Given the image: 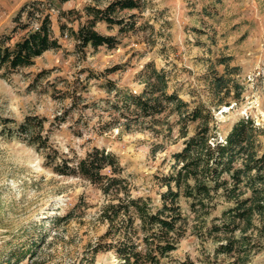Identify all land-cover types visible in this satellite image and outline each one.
<instances>
[{"label":"rangeland","instance_id":"obj_1","mask_svg":"<svg viewBox=\"0 0 264 264\" xmlns=\"http://www.w3.org/2000/svg\"><path fill=\"white\" fill-rule=\"evenodd\" d=\"M28 1L0 0V36L12 34L15 41L27 32L12 30L14 16ZM110 1H55L57 6L49 11L62 48L48 50L33 65L7 75L0 70V264H9L12 252L23 264H84L88 248L106 229L100 214L110 201L88 180L53 172L44 151L10 135L4 118L19 122L27 115L46 117L44 133H49L52 146L69 156L83 157L94 146L115 152L133 194L150 196L156 204L166 189L157 176L169 173L173 153L183 147L177 115L168 110L158 116L159 123L146 119L126 126V119L109 109L106 100L114 93L106 90L107 79L140 92L144 84L138 73L152 61L167 71L169 91H177L194 106L212 100L208 75L212 67L224 73L225 65L217 60L230 58V66L239 68L230 76L242 95L238 101L229 97V104L214 106L218 135L225 136L243 116L253 117L264 128V0H142L141 9L120 14L136 22L135 31L120 34L118 26L97 24L101 33L117 35L115 48L81 50L70 30L63 32L60 24L76 30L83 18H59L58 9L82 11L86 4L104 7ZM36 27L33 22L28 29ZM114 68L118 69L110 71ZM109 121L116 126L104 129ZM197 126L198 122L189 124V135ZM156 146L160 147L154 151ZM181 204L188 212L184 199ZM226 206L221 199L212 216ZM69 212L68 220L56 221ZM214 249L210 238L191 228L165 261L212 264ZM115 263L112 252L96 256L95 264ZM251 264H264V249Z\"/></svg>","mask_w":264,"mask_h":264},{"label":"trees","instance_id":"obj_2","mask_svg":"<svg viewBox=\"0 0 264 264\" xmlns=\"http://www.w3.org/2000/svg\"><path fill=\"white\" fill-rule=\"evenodd\" d=\"M55 1L70 0H49V5L45 0H31L20 7L14 16L12 31L27 32L15 41L12 34L0 36L3 75L33 65L48 50L62 48L54 36L49 11L57 6ZM141 1L112 0L104 7L86 4L82 11L58 9L59 18H83L76 30L66 23H61L60 28L63 32L70 30L81 50L88 46L113 49L119 44V38L101 33L97 24L105 22L109 28L118 26L120 34L135 31L136 22L120 14L141 9ZM33 22H37V27L28 29ZM229 59L217 60L218 64L225 65L224 73L212 67V74L208 75L212 100L198 101L194 106L177 91H169L167 71L157 68L152 61L138 73L144 84L140 92L106 80V90L114 93L113 99L106 100L109 109L126 119V126L146 119L159 123L158 116L168 110L177 115L183 147L173 153L169 173L157 176L166 188L160 193L159 204L150 196L133 194L115 152L94 146L83 157L69 156L52 146L49 133H44L46 117L27 115L19 122L4 118V127H8L10 135L44 151L46 165L53 172L88 180L110 197L100 214L106 229L88 248V256L82 259L84 264H95L101 252H112L115 264H166L165 259L178 248L191 228L200 237L215 243L212 264H251L253 256L264 249V128L253 117L243 116L225 136H219L213 111L214 106L229 104L227 98L238 101L242 95L241 86L230 76L239 68L230 66ZM115 69L118 68L110 71ZM9 122H15V126H8ZM192 122H198V126L189 135L188 126ZM116 124L109 121L104 129L114 128ZM182 199L188 205V212L181 204ZM221 199L227 206L220 215L212 216ZM70 217L71 212L56 217V221ZM15 256L16 252H12L6 261L11 264L15 259L16 264H23Z\"/></svg>","mask_w":264,"mask_h":264}]
</instances>
